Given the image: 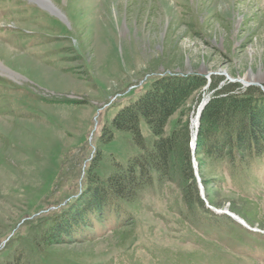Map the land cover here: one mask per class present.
I'll list each match as a JSON object with an SVG mask.
<instances>
[{
    "label": "rangeland",
    "instance_id": "rangeland-1",
    "mask_svg": "<svg viewBox=\"0 0 264 264\" xmlns=\"http://www.w3.org/2000/svg\"><path fill=\"white\" fill-rule=\"evenodd\" d=\"M47 2L0 0V249L24 223L73 202L97 157L103 168L112 153L125 163L129 135L105 146L99 137L152 78L219 76L264 93V0ZM210 95L208 86L193 94L165 132L179 119L191 127ZM142 133L151 142L145 126ZM207 169L201 175L217 206L210 207L245 215L247 226L183 218L180 188L154 179L130 203L133 228L116 230H134L124 245L106 220L92 240L56 248L82 264H264V157L246 177L231 179L225 164ZM220 171L225 181L213 188Z\"/></svg>",
    "mask_w": 264,
    "mask_h": 264
},
{
    "label": "trees",
    "instance_id": "trees-1",
    "mask_svg": "<svg viewBox=\"0 0 264 264\" xmlns=\"http://www.w3.org/2000/svg\"><path fill=\"white\" fill-rule=\"evenodd\" d=\"M206 84L205 76L195 73H165L152 78L135 100L114 113L99 137V143L105 146L117 133L128 134L132 152L125 163L112 153L108 166L103 168L97 157L80 195L60 209L24 223V232L16 233L0 249L3 254L12 246L11 253L0 257V264H82L72 252L56 247L92 240L93 233L100 230L96 226L106 220L116 222L114 232L125 222L133 228L130 203L154 179L180 188L183 218L214 224V219L222 217L233 222L205 207L200 197L191 162L189 122L179 119L172 130L165 132L168 119ZM208 88L211 95L199 116L194 151L204 197L210 206H215L201 169L208 168L213 173L215 167L225 164L231 179L233 173L246 177L252 165L264 157V93L252 87L242 89L240 84L226 82L219 76L210 80ZM142 126L150 133L151 142L143 135ZM222 181L225 179L220 171L212 187L219 188ZM116 233L117 244L122 246L134 230Z\"/></svg>",
    "mask_w": 264,
    "mask_h": 264
},
{
    "label": "water",
    "instance_id": "water-1",
    "mask_svg": "<svg viewBox=\"0 0 264 264\" xmlns=\"http://www.w3.org/2000/svg\"><path fill=\"white\" fill-rule=\"evenodd\" d=\"M237 81H238V82H241V83H243V84H246V85H250V84H252V82L244 83V82L242 81V79H237ZM208 83H209V82H207L205 88L208 86ZM206 102H207V99H203V100L199 103V105L197 106V108H196V125H195V129H194V131H193V135H192V130L190 129V131H191L190 148H191L192 168H193V172H194V175H195V177H196V180H197V182H198V188H199V190H200L199 193H200L201 199L206 203V206H207L208 208H210L211 210H213V211L216 212V213H226V214H228L229 216H231L232 218L236 219V220H237L239 223H241L242 225L247 226L246 223H245V221H244L241 217H239L238 215L233 214V213H230V212H227V211H222V210H219V209H216V208H212V207H210V205H208L207 200L204 199L205 197H204V194H203L202 185H201L200 179H199V177H198L197 163H196V161H195V151H194V150H195V145H196V134H197V128H198V122H199V116H200V112H201L203 106L206 104Z\"/></svg>",
    "mask_w": 264,
    "mask_h": 264
},
{
    "label": "bare ground",
    "instance_id": "bare-ground-1",
    "mask_svg": "<svg viewBox=\"0 0 264 264\" xmlns=\"http://www.w3.org/2000/svg\"><path fill=\"white\" fill-rule=\"evenodd\" d=\"M40 3H42V4H44V5H46L47 7H49L50 8V5L48 4V2H47V0H38ZM164 1H167V0H164ZM166 3V2H165ZM168 3V2H167ZM242 81L244 82V83H249V82H251V81H249V82H247V81H245L244 79H242ZM253 83V82H252ZM197 108V107H196ZM195 113H196V111H195ZM195 113H194V115H193V117H192V119H191V130H192V135H193V131H194V129H195V125H196V115H195Z\"/></svg>",
    "mask_w": 264,
    "mask_h": 264
}]
</instances>
